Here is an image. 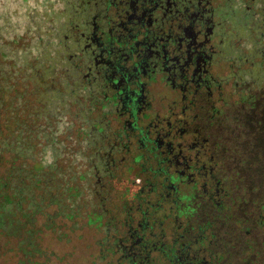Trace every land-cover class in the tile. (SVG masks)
I'll use <instances>...</instances> for the list:
<instances>
[{"label": "flooded vegetation", "instance_id": "obj_1", "mask_svg": "<svg viewBox=\"0 0 264 264\" xmlns=\"http://www.w3.org/2000/svg\"><path fill=\"white\" fill-rule=\"evenodd\" d=\"M55 2L29 91L8 77L0 31V132L18 151H6L2 175L38 164L46 213L58 209L46 197L83 192L80 208H65L81 213L84 264H229L251 245L236 235L248 217L236 216L245 208L216 120L230 102L263 109L264 0ZM57 141L59 155L42 158Z\"/></svg>", "mask_w": 264, "mask_h": 264}, {"label": "rangeland", "instance_id": "obj_2", "mask_svg": "<svg viewBox=\"0 0 264 264\" xmlns=\"http://www.w3.org/2000/svg\"><path fill=\"white\" fill-rule=\"evenodd\" d=\"M57 5L55 0H0V31L8 36V42L5 43L8 77L13 76L14 80L23 76L27 78L25 90L30 87L31 79L36 75L35 69L30 68L33 65L32 61L42 62L44 56L48 55L49 42L41 33L52 21ZM32 18L34 19L32 20ZM19 33H22L21 39L16 38ZM50 94V92L44 95L42 93L41 96L38 95V98L46 101L52 96ZM30 98L32 99V96ZM51 100L53 98L49 101ZM242 100L250 104V99L243 98ZM248 107L238 102H230L228 106H225L223 114L216 120L217 132L220 133L227 148L223 151L229 167L228 171L232 175L230 183L232 186L236 183L240 189V196L243 199L242 208H245L242 212L241 209H238L239 213L236 216L243 214L248 217V220L242 222L243 226L246 225L245 228L248 229V232L243 228V230H236V235L241 241H250L248 245H251L247 246L248 248L245 246L241 255L239 254L240 249L235 250V256L229 264H264V226L254 228L252 217L255 209L253 205H256L254 202L251 203L252 196H256L255 194L262 191H254V188L257 186L260 189L264 185V103L263 109H261L263 113ZM73 146L75 147L74 142ZM4 168L5 165L1 162L0 174ZM256 211L258 210L256 209ZM227 225L231 224L223 222L219 226L226 228ZM236 227L235 225L234 228ZM221 230L218 229L219 232ZM63 232L66 234V231ZM234 235L235 233L232 234V237L235 239ZM73 243L77 245L76 249H79L80 243L74 237L70 238L69 242H64L47 234L42 240L43 246L49 251L45 264H76L82 261L81 257L76 258L66 251L71 248ZM15 245L14 237L6 238L0 235V264H19L17 262L19 253ZM51 252L59 257L51 256ZM35 258L36 260L32 256H27L22 263L39 264L38 261L43 260L41 256Z\"/></svg>", "mask_w": 264, "mask_h": 264}, {"label": "trees", "instance_id": "obj_3", "mask_svg": "<svg viewBox=\"0 0 264 264\" xmlns=\"http://www.w3.org/2000/svg\"><path fill=\"white\" fill-rule=\"evenodd\" d=\"M7 66H5L6 69ZM55 133V136L58 135L57 129ZM44 135H47L48 137L50 134L45 133ZM52 135L54 136V133H52L50 137ZM15 147L16 146L11 144L10 141L5 140L0 132V162L6 151L12 153L13 156H17L18 151L15 150ZM61 147H63V145L60 143V141H57V145H54V147L53 145H48L43 148L41 157L49 158L50 153L53 152L54 154L56 152V155H59L58 152L60 151ZM23 156H30V158L33 159L35 153H33V150H28L27 154ZM79 157V154L74 153L72 158L73 163H75ZM26 167L29 169L23 170ZM38 167V164L24 162V165L17 166L16 170H11L10 174L8 173L4 176L0 174V235L6 238L9 236L15 238V248L19 253L17 262L19 264H21L27 256H32L35 260L36 256H41L43 260L38 261V263L45 264V261L48 259L49 251H47L45 246L42 244L43 238L48 234L58 240L69 242L70 238L72 239L74 237L73 234H75V228L79 223V220L74 219V217L76 216L77 218H81V213H72L70 215L67 208H65V205H72L73 207L80 208V206L83 204V192L73 191V193H67L66 196L62 197H46L48 202H54L58 209L54 213H46L42 210V207L44 206L43 195H39L38 197L37 194L34 193V191H36V184L38 180V174L35 170H37ZM75 173L76 172L74 171V175ZM89 174H91V170L89 171ZM7 190H9V192H7ZM257 190L262 191L255 194V197L252 196L253 200L251 203L254 202L258 208V211L263 218V221L260 225L264 226V185L260 189L256 186L254 191ZM86 199H89L90 203L92 201L93 205H95L96 201L94 197L91 198L90 190H88ZM55 215L57 217L64 218V220H59L60 218L56 217L57 219H55V222H58L60 225L54 224L55 222L53 221V216ZM65 218L71 222L65 220ZM70 225L72 227H70ZM245 226L246 225H244V228ZM244 230L248 232L247 228ZM63 231H67L66 234ZM68 233L71 234V236H68ZM60 235L62 236L59 237ZM66 237H70L69 240H67ZM76 250L75 243H73L71 244V248L66 251H69V254H73L74 257L79 258V256L75 255ZM51 256L55 258H57V256L59 257V255H56L54 252H51ZM76 264H84V262L80 261Z\"/></svg>", "mask_w": 264, "mask_h": 264}]
</instances>
